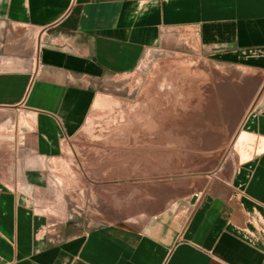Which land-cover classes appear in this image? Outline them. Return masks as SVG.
<instances>
[{
  "label": "crops",
  "instance_id": "1",
  "mask_svg": "<svg viewBox=\"0 0 264 264\" xmlns=\"http://www.w3.org/2000/svg\"><path fill=\"white\" fill-rule=\"evenodd\" d=\"M149 50L236 75L222 91L235 86L249 108L228 162L186 212L50 228L34 204L47 162L84 126L99 83ZM0 264H264V0H0Z\"/></svg>",
  "mask_w": 264,
  "mask_h": 264
},
{
  "label": "rangeland",
  "instance_id": "2",
  "mask_svg": "<svg viewBox=\"0 0 264 264\" xmlns=\"http://www.w3.org/2000/svg\"><path fill=\"white\" fill-rule=\"evenodd\" d=\"M232 76L197 55L149 50L132 72L103 79L82 129L46 164L50 185L34 204L50 228L136 226L166 206L190 210L249 108L235 86L222 91Z\"/></svg>",
  "mask_w": 264,
  "mask_h": 264
}]
</instances>
